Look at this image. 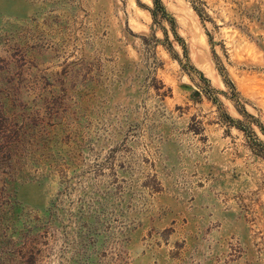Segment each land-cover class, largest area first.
I'll return each mask as SVG.
<instances>
[{"label":"rangeland","instance_id":"1","mask_svg":"<svg viewBox=\"0 0 264 264\" xmlns=\"http://www.w3.org/2000/svg\"><path fill=\"white\" fill-rule=\"evenodd\" d=\"M0 264H264V0H0Z\"/></svg>","mask_w":264,"mask_h":264},{"label":"trees","instance_id":"2","mask_svg":"<svg viewBox=\"0 0 264 264\" xmlns=\"http://www.w3.org/2000/svg\"><path fill=\"white\" fill-rule=\"evenodd\" d=\"M195 10H196V8H195Z\"/></svg>","mask_w":264,"mask_h":264}]
</instances>
